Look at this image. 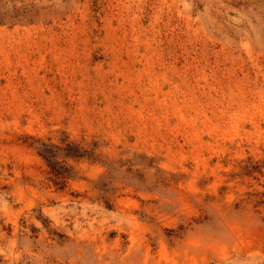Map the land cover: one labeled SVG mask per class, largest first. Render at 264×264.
<instances>
[{
	"label": "rangeland",
	"instance_id": "1",
	"mask_svg": "<svg viewBox=\"0 0 264 264\" xmlns=\"http://www.w3.org/2000/svg\"><path fill=\"white\" fill-rule=\"evenodd\" d=\"M0 264H264V0H0Z\"/></svg>",
	"mask_w": 264,
	"mask_h": 264
},
{
	"label": "trees",
	"instance_id": "2",
	"mask_svg": "<svg viewBox=\"0 0 264 264\" xmlns=\"http://www.w3.org/2000/svg\"><path fill=\"white\" fill-rule=\"evenodd\" d=\"M67 151V155H74L73 153V148L71 145H67L66 149ZM40 155L48 162L50 168H51V172L57 176V177H61L62 172H61V168L59 167V164L56 163L54 161L55 158V152L53 151L52 147L46 146L44 145V148L42 149Z\"/></svg>",
	"mask_w": 264,
	"mask_h": 264
}]
</instances>
